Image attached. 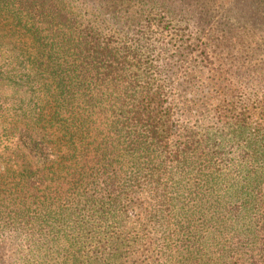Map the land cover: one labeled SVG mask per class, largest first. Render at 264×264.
Here are the masks:
<instances>
[{
    "label": "trees",
    "instance_id": "16d2710c",
    "mask_svg": "<svg viewBox=\"0 0 264 264\" xmlns=\"http://www.w3.org/2000/svg\"><path fill=\"white\" fill-rule=\"evenodd\" d=\"M109 1L0 0L19 107L0 111V159L40 166L0 177V264H264L262 44L220 32L225 66L202 36L220 0Z\"/></svg>",
    "mask_w": 264,
    "mask_h": 264
},
{
    "label": "rangeland",
    "instance_id": "374dc122",
    "mask_svg": "<svg viewBox=\"0 0 264 264\" xmlns=\"http://www.w3.org/2000/svg\"><path fill=\"white\" fill-rule=\"evenodd\" d=\"M219 7L215 12H213V19L211 20L212 27L216 26L218 33L211 32L210 29H208L207 33L205 35H202L204 39L208 41V44L212 46L213 52L221 59H225L222 64L227 66L226 64H229L230 61L229 57H237L238 55L234 52H229V48L233 46L228 40H225L223 45H221L222 41L219 39L220 32L225 33L226 35H229L228 38L231 39V35L234 34L237 38L243 37L244 35H241L240 33L243 31L244 34L246 32H251L256 38L255 40L262 44L260 47V56L255 57V59L251 60V65L253 66L252 69H255L250 74V80L253 84H257L261 87V90L264 89V0H220L218 1ZM110 6L114 5V7H111V11L115 13V11H120L123 13L125 11V8L127 7V1L126 0H110L109 1ZM116 9V10H115ZM98 22L101 21V18H97ZM124 22V21H122ZM121 22V23H122ZM211 25V24H210ZM106 26H112V23L109 22L106 24ZM125 27H121V31ZM19 32H14L12 37H8L5 40V45L3 47L5 50L3 51L4 56H16L18 58L19 62H22L25 60L26 56H28L27 53H29V49L27 48V42L23 39ZM221 36V35H220ZM233 40V39H232ZM239 56L237 59L239 60ZM245 58L242 56V59ZM256 58H259L258 60H261L259 62H262L261 65H259V70H256L255 64H257ZM244 60H249L248 58H245ZM17 63V62H16ZM249 63H246L248 65ZM254 64V65H253ZM11 91H6L3 87L0 86V111L1 115L4 118V110L10 108L13 110L14 107L19 109V107L15 104H11L10 101H8L11 97ZM185 96L184 93L178 94L176 99L180 100ZM10 103V104H9ZM2 108V109H1ZM8 116V115H7ZM15 113L11 116L14 117ZM11 150L18 152V155L25 156L24 165L23 167H20L21 163L19 162V167H9L7 166L3 160L0 159V177L7 172V170H18L20 172L23 168L24 170L30 171L32 169H35L36 167L39 168L37 163V159L31 158L33 155L28 153V150L26 152H23L21 149H16L15 146L11 147ZM13 156L15 157V154H11V151L3 152L0 151V157L8 158ZM51 159V156H49ZM43 159V158H41ZM40 158H38V161ZM32 162H36V165H32ZM23 164V163H22ZM25 174L27 172H24ZM10 235V234H7ZM15 252V242L12 237H4L3 242L0 243V255H2L6 260H12L14 258ZM90 254L84 253L82 257L78 259V261H81L79 264H82V261H87L88 264H92L93 260L92 257H89ZM89 257V258H88ZM54 264V263H53Z\"/></svg>",
    "mask_w": 264,
    "mask_h": 264
}]
</instances>
